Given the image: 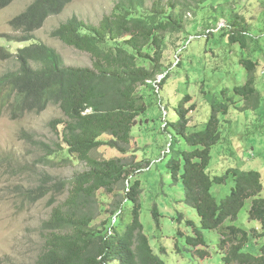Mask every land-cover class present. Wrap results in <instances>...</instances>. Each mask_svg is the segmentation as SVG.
Returning <instances> with one entry per match:
<instances>
[{
	"label": "trees",
	"instance_id": "16d2710c",
	"mask_svg": "<svg viewBox=\"0 0 264 264\" xmlns=\"http://www.w3.org/2000/svg\"><path fill=\"white\" fill-rule=\"evenodd\" d=\"M14 1L0 0V7ZM205 1L208 0H199L202 4ZM70 2L32 0L25 10L9 20L15 36L5 34L9 40L27 44L15 51L0 46V57H13L17 63L16 68L0 75V116L22 118L57 104L63 118L53 120L52 127L59 141L46 144V158L49 162L58 158V164L86 165L85 170L55 184L68 194L52 208L45 221L43 247L36 264H166L155 253L140 219L142 189L137 173L142 164L134 159L125 161L122 154L130 145L133 126L147 111V96L157 92V87L160 90L156 75L164 73L166 35L184 32L183 9L188 7L183 5L182 11H178L177 1L165 4L156 0L146 8L144 0H120L98 23L71 17L52 35L90 54L92 65L80 67L67 65L55 48L34 37L48 17L62 12ZM231 21L229 40H240L241 46L247 47L246 17L236 15ZM240 61L247 77L234 91L254 107L259 98L255 70L260 61L251 58ZM141 85L151 93L141 92ZM226 100L213 98L208 121L194 132L187 131V112L193 106L185 110L179 104L180 116L175 124L190 149L182 151L183 160L172 157L167 162L168 171L176 182H182L185 201L200 216L201 229L194 228L195 235L186 238L194 246L196 256L201 259L211 256L202 229L216 230L225 264H264V244L258 254L246 250L253 236L264 238V184L260 171L228 168L221 175H211L207 170L212 148L223 138L220 114H228L230 104L236 103L230 97ZM104 147L116 148L120 153L109 157L95 155L96 150ZM132 177L125 188L124 201L118 202L116 219L105 229H98L92 206L100 190L114 192ZM230 177L235 180V187L219 201L213 187L226 183ZM44 195V186L37 187L35 199ZM246 206L250 219L257 220L261 228L250 232L234 223ZM152 213L159 225L157 206Z\"/></svg>",
	"mask_w": 264,
	"mask_h": 264
},
{
	"label": "rangeland",
	"instance_id": "374dc122",
	"mask_svg": "<svg viewBox=\"0 0 264 264\" xmlns=\"http://www.w3.org/2000/svg\"><path fill=\"white\" fill-rule=\"evenodd\" d=\"M119 1L71 0L62 12L48 17L35 31V40L55 48L69 66H91L90 54L66 45L52 32L73 16L98 23ZM144 1L146 8H150L156 0ZM163 1L165 4L177 1L178 11H182L183 5L188 7L183 9L185 29L182 33L166 35L164 73L156 75L160 90L156 86L157 92L147 96V111L133 126L130 145L122 155L127 162L134 159L142 164L137 173L142 189L140 219L155 253L166 264H225L218 247V231L202 229L205 247L211 251V256L205 259L196 256L194 246L187 243V236L195 235L194 228L201 229L200 216L185 201L183 184L172 178L167 162L172 157L183 160L182 151L190 149L175 124L180 116L179 104L185 110L193 106L187 112V131L194 132L208 121L213 98L226 102L230 97L236 103L230 104L228 114H220L223 138L213 146L207 170L211 175H221L228 168L256 169L264 184V0H208L203 4L199 0ZM31 2L15 0L7 7H0V46L15 51L27 44L9 40L5 34L15 36L9 20ZM236 15L246 17L247 47H242L240 40H229L231 19ZM241 58L260 61L255 70L259 98L254 107L234 91L247 77ZM16 66L13 57H0V75ZM139 89L148 91L147 95L151 93L145 85ZM58 118H63V114L55 103L39 114L17 119L7 114L0 116V264H36L43 247L45 221L52 208L68 194L55 184L86 169L83 162L58 164V158L47 160L46 144L59 141L52 127V121ZM119 153L111 147L95 151L99 157ZM131 180L133 177L117 186L114 192L100 190L92 206L94 225L98 229H105L116 219L118 202L124 201L125 188ZM39 186H44L46 195L37 200ZM234 187L235 180L230 177L226 183L215 185L213 193L221 201ZM154 206L160 212L159 225L152 213ZM234 223L250 232L261 228L257 220L250 219L248 206L241 210ZM263 244V237L253 236L246 250L258 254Z\"/></svg>",
	"mask_w": 264,
	"mask_h": 264
}]
</instances>
